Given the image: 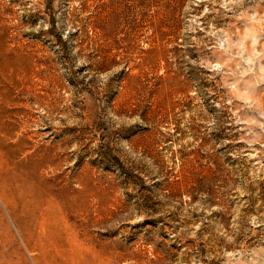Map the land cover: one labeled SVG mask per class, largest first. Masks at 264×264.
I'll use <instances>...</instances> for the list:
<instances>
[{
    "label": "rangeland",
    "instance_id": "rangeland-1",
    "mask_svg": "<svg viewBox=\"0 0 264 264\" xmlns=\"http://www.w3.org/2000/svg\"><path fill=\"white\" fill-rule=\"evenodd\" d=\"M105 263L264 264V0H0V264Z\"/></svg>",
    "mask_w": 264,
    "mask_h": 264
},
{
    "label": "bare ground",
    "instance_id": "bare-ground-1",
    "mask_svg": "<svg viewBox=\"0 0 264 264\" xmlns=\"http://www.w3.org/2000/svg\"><path fill=\"white\" fill-rule=\"evenodd\" d=\"M32 157H33V156H32ZM20 164H21V163H20ZM40 169H41V168H40ZM39 184H40V183H39ZM35 185H36V184H35ZM27 187H28V186H27ZM43 188H44V187H43ZM26 190H27V189H26ZM27 191H28V190H27ZM31 195H32V194H31ZM45 196H46V195H45ZM49 198H50V197H49ZM49 198H48V199H49ZM45 199H46V198H45ZM54 199H55V198H54ZM26 201H27V200H26ZM33 201H34V200H33ZM48 201H49V200H48ZM53 201H54V200H53ZM34 202H35V201H34ZM71 202H72V201H71ZM51 203H52V201H51ZM53 203H54V202H53ZM86 203H87V202H86ZM32 204H33V203H32ZM40 204L42 205L43 203H40ZM54 204H56V203H54ZM43 206H45V205H43ZM43 206H42V207H43ZM58 206H60V205H58ZM58 206H57V208H58ZM65 207H66V206H65ZM68 207H69V206H68ZM72 207H73V206H72ZM43 208H44V207H43ZM43 208H41V209H43ZM45 208H46V207H45ZM49 208H50V207H48V209H49ZM37 209H38V208H37ZM34 211H35V210H34ZM58 211H59V208H58ZM69 211H70V210H69ZM42 212H44V211H42ZM59 213H60V212H59ZM41 216H42V215H41ZM59 216H60V215H59ZM61 216H62V215H61ZM40 219H41V218H40ZM59 220H60V219H59ZM64 220H65V219H64ZM46 221H48V220H46ZM41 222L43 223L44 221L42 220ZM41 222H40V226H42V225H41V224H42ZM48 222H49V221H48ZM66 222H67V221H66ZM64 223H65V222H64ZM64 223H62V224H64ZM67 224H68V223H66V225H67ZM43 225H44V223H43ZM69 225H70V224H69ZM72 226H73V225H72ZM63 227H64V226H63ZM41 228L43 229V227H41ZM41 228H40V229H41ZM68 229H69V227H68ZM42 231H43V230H42ZM66 231H67V230H66ZM69 231H70V230H69ZM44 234H45V233H44ZM67 234H68V233H67ZM49 235H50V234H49ZM64 238H65V237H64ZM73 238H74V237H73ZM71 239H72V238H71ZM71 239H69V240H71ZM74 240H76V241H74V245H75V242H76V244H78L77 239H74ZM78 240H79V239H78ZM72 241H73V240H72ZM68 242H69V241H68ZM80 242H81V241H80ZM39 243H40V242H39ZM69 243H70V242H69ZM82 243H83V242H82ZM80 244H81V243H80ZM69 246H70V245H69ZM78 246H80V245H78ZM78 246H76V247H78ZM55 247H56V246H55ZM57 247H58V246H57ZM57 247H56V248H57ZM73 248H74V247H73ZM87 248H88V247H87ZM87 248H86V249H87ZM70 249H71V248H70ZM78 249H79V248H78ZM91 249H92V248H91ZM91 249H90V250H91ZM74 250H75V249H74ZM88 250H89V248H88ZM72 251H73V250H72ZM80 251H81V250H80ZM77 252H78V251H77ZM82 252H83V251H82ZM79 253H80V252H79ZM90 253H91V252H90ZM92 254H93V253H92ZM78 255H79V254H78ZM74 256H75V255H74ZM83 256H84V255H83ZM80 257H81V256H80ZM104 258H106V257L104 256ZM103 261H104V260H103ZM103 261H101V262H103ZM99 262H100V261H99ZM101 262H100V263H101ZM105 262H106V261H105ZM105 264H106V263H105Z\"/></svg>",
    "mask_w": 264,
    "mask_h": 264
}]
</instances>
